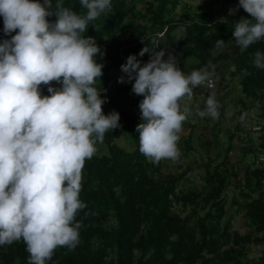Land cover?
I'll use <instances>...</instances> for the list:
<instances>
[{"label":"trees","instance_id":"trees-1","mask_svg":"<svg viewBox=\"0 0 264 264\" xmlns=\"http://www.w3.org/2000/svg\"><path fill=\"white\" fill-rule=\"evenodd\" d=\"M52 2L55 5L56 0ZM180 2L112 0L111 11L90 21L82 34L94 38L106 52L105 56L96 57L104 67L95 87L106 100L102 106L104 114L118 112L121 127L109 130L103 143H97L105 147L106 154L97 151L85 163L80 199L88 207L76 217L83 222L79 245L74 250L57 248L47 264H264V167L256 166L253 157L252 166L242 176L228 167L232 134L219 162L218 140L198 141L204 149L195 161L202 172L199 177L203 184L199 188L178 189L189 166L182 168L179 161L176 167L182 171L176 176L163 160L156 165L139 151L136 127L142 123L139 103L143 97L132 93V84H120L118 79L124 75L121 65L129 55H136L143 63L149 61L150 54L139 56L145 46L150 51L166 50L165 58L167 54L174 55L185 75L205 68L210 61L216 65L214 76H222L225 67L230 66L227 75L238 82L241 94L231 99V104L240 106L241 111L254 108L264 120V69L256 68L253 62L256 51L264 52V40L242 52L232 35L237 21L251 19L249 14L239 8L230 15L227 6L236 9L239 0H206L200 11L183 21L174 16ZM63 3L77 14L86 15L80 0ZM141 5L145 7L139 8ZM48 19L53 22L55 17ZM181 27L182 32L178 31ZM3 28L0 16V42L11 39ZM153 39L158 41L155 47ZM219 39L225 41V47L214 50ZM245 70L247 75L243 74ZM51 86L61 87L56 82ZM48 87L41 85L43 96L50 95ZM193 91V101L205 93L201 89ZM205 106L206 102L200 110ZM260 132L257 146L250 148L246 156L264 155V125ZM122 135L129 137L132 150L115 143ZM193 142L190 132L179 146L181 158L187 159L194 151ZM209 148L215 157L210 156ZM230 178L235 179L232 187L237 191L231 205L242 213L251 228L249 233L232 230V216L225 209L224 198ZM86 212L91 214L85 216ZM252 244L260 246L259 255L253 258L248 255ZM28 258L22 240L0 246V264H28Z\"/></svg>","mask_w":264,"mask_h":264},{"label":"clouds","instance_id":"clouds-1","mask_svg":"<svg viewBox=\"0 0 264 264\" xmlns=\"http://www.w3.org/2000/svg\"><path fill=\"white\" fill-rule=\"evenodd\" d=\"M80 3L86 15L65 7L63 0L55 5L52 0H0L3 31L11 36L0 42V246L22 240L28 264H47L57 248L79 245L83 222L76 217L88 207L80 199L85 163L96 155L105 133L121 127L118 112L104 114L106 100L95 87L104 67L96 57L106 52L82 35L90 21L111 11L112 0ZM239 8L251 17L239 19L232 32L243 52L264 40V0H239L230 15ZM224 47L219 39L214 50ZM146 53L147 63L127 57L118 83L132 84V93L143 97L142 123L136 127L139 151L156 165L178 163L194 88L209 89L205 109L195 115L219 118L216 65L210 61L185 75L174 55L165 58L166 50L145 46L139 56ZM253 62L264 69V52L256 51ZM53 82L61 87H52ZM41 85L49 86L50 95H42Z\"/></svg>","mask_w":264,"mask_h":264},{"label":"rangeland","instance_id":"rangeland-1","mask_svg":"<svg viewBox=\"0 0 264 264\" xmlns=\"http://www.w3.org/2000/svg\"><path fill=\"white\" fill-rule=\"evenodd\" d=\"M205 1L206 0H181L180 5L175 10L174 16L178 20L187 21L188 18L192 17L204 7ZM144 7V5H141L139 8L143 9ZM227 8L229 11L233 9L231 6H227ZM189 62H192V59H190ZM228 70H230V66L225 67L222 76L217 75L213 77L216 81V98L222 108L219 118H201L195 115L196 110H200V106L206 102L209 91L198 96L197 101L192 100L189 105L193 114L188 117L186 122L193 127L189 128L186 124L183 126L182 132L180 133L181 139L179 146L182 144V140L191 132L194 140V151L189 154L187 159L180 157L179 161L182 164V168H185L186 166L190 167V171L187 172L184 181L179 182L178 189L180 190L188 186L199 188L203 184L199 177L202 173L201 169L198 168L195 161L198 160L197 156H202L204 153V149L199 146L198 141H204V139L207 138H215L218 140L219 144L217 150H219L220 154L218 155L219 158H217V161L219 162L224 154V150L229 144V136L231 134L233 135L231 152L228 153L230 164L228 167H233L240 176L243 175V172L247 167L252 166L250 161L252 157L255 158L254 161L256 166L264 167V155L261 153L255 155L249 153L247 156L245 155L250 148L257 146L259 136L261 135L260 129L264 125V120H261L257 116L258 112L254 108L241 111L240 106L231 104L230 100L239 97L241 94L238 82L229 79V76L227 75ZM217 77L218 79H216ZM115 143L125 150H132L133 148L132 142L127 135H122L116 138ZM96 147L100 154H106L104 146L97 144ZM182 153L181 150V155ZM210 156L215 157V152L212 149L210 150ZM163 161L176 176L182 171V169L176 167L177 163H173L169 160ZM234 183L235 179L230 178V184L224 191V198L226 199L225 209L228 212V215L232 216V230L239 234L249 233L251 228L247 225L242 213H237L235 211L236 206L231 205L233 195H237V191L232 187ZM176 211H179V207H176ZM187 211L188 209L185 210V213ZM259 253L260 246L254 244L250 245L249 257H257Z\"/></svg>","mask_w":264,"mask_h":264},{"label":"built area","instance_id":"built-area-1","mask_svg":"<svg viewBox=\"0 0 264 264\" xmlns=\"http://www.w3.org/2000/svg\"><path fill=\"white\" fill-rule=\"evenodd\" d=\"M177 63H178L179 68L181 69L180 64H179L178 61H177ZM199 89H201V90H203V91H205V92H208V91H209V89H207V88L204 87V86H199V87L194 88V90H199Z\"/></svg>","mask_w":264,"mask_h":264},{"label":"crops","instance_id":"crops-1","mask_svg":"<svg viewBox=\"0 0 264 264\" xmlns=\"http://www.w3.org/2000/svg\"><path fill=\"white\" fill-rule=\"evenodd\" d=\"M214 80H215V78H214ZM215 83H216V81H215Z\"/></svg>","mask_w":264,"mask_h":264}]
</instances>
